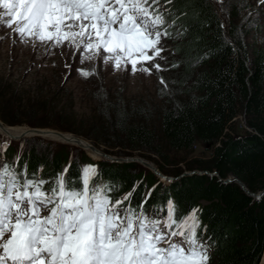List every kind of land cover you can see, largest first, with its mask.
I'll return each instance as SVG.
<instances>
[{"label":"trees","instance_id":"obj_1","mask_svg":"<svg viewBox=\"0 0 264 264\" xmlns=\"http://www.w3.org/2000/svg\"><path fill=\"white\" fill-rule=\"evenodd\" d=\"M242 1L160 0L172 23L170 33L178 26L180 34L161 75L168 83L166 89L160 83L158 101L120 96L105 101L104 111L85 124L56 126L104 144L111 154L140 153L163 172L180 174L181 167L173 166L175 158L192 154L186 167L211 174L191 173L165 184L139 161L106 158L98 161V174L116 186L113 200L136 185L130 202L138 206L147 195L144 208L149 215L154 205L166 208L169 198L178 206V216L200 209L198 236L211 247L212 264H259L264 253V195L258 199L249 193L264 190V40L244 42L235 24ZM252 7L247 3L244 8ZM3 142L8 143L3 151L7 162L19 157L18 170L27 165L29 177L43 166L40 178L54 180L69 165L67 176L78 177L82 163L92 160L76 145L42 137L13 140L0 135ZM198 144L204 150L195 154ZM230 174L249 191L239 181L222 180Z\"/></svg>","mask_w":264,"mask_h":264},{"label":"snow or ice","instance_id":"obj_2","mask_svg":"<svg viewBox=\"0 0 264 264\" xmlns=\"http://www.w3.org/2000/svg\"><path fill=\"white\" fill-rule=\"evenodd\" d=\"M159 5L160 0H0V27L25 44L31 39L84 52L82 64L102 56L117 69L130 62L133 73L151 74L164 70L155 60L163 59L161 37L171 35ZM77 71L87 77L96 69ZM160 83L167 88L163 76ZM7 147L0 145V152ZM18 162L19 157L0 164V264H208L210 246L198 236L200 209L178 216L169 198L166 208L154 205L149 215L146 199L138 206L130 202L136 185L113 200L116 186L102 181L94 165L71 178L69 165L46 180L29 177L27 165L18 170Z\"/></svg>","mask_w":264,"mask_h":264},{"label":"rangeland","instance_id":"obj_3","mask_svg":"<svg viewBox=\"0 0 264 264\" xmlns=\"http://www.w3.org/2000/svg\"><path fill=\"white\" fill-rule=\"evenodd\" d=\"M218 1L220 2V0ZM247 3L253 4L251 10L244 8ZM239 5L235 24L239 26V32L244 42L252 44L255 39L264 40V0H249V2L244 0ZM159 6L165 14L166 25L164 27H167L168 24L172 25L168 14L162 8L161 2ZM223 18L228 25L229 18L225 15ZM14 27L15 22L13 23ZM169 29L167 28V31H170ZM173 29L176 30L173 35L161 37L164 48L161 53L163 59L157 57L155 60L156 63L162 65L164 70L167 68V61L174 54L173 41L180 34V27L176 26ZM39 44L37 45V41L33 43L31 39L29 43L25 44L12 33L11 29L0 27V120L5 126L23 127L26 128L25 130L31 126H38L44 129H58L76 134L71 130L60 129L56 126L68 127L85 124L90 116H96V114L104 111L105 101L120 96L123 100H148V98H152L158 101L160 77L164 70L156 72L153 69L151 74L143 71L133 73L130 62L117 69L113 61L105 63L102 56L82 64L80 58L82 55H86L84 52L67 45L49 48L45 43ZM151 54L149 52V55ZM143 66L148 67L149 64L145 63ZM92 67H95L96 71L87 77L77 71V69L91 71ZM140 67L141 65L138 64L137 68ZM1 116L10 118L12 121H30L33 125L7 123ZM239 122L240 125L245 124L243 114L240 115ZM2 134L8 135L7 132L0 131V135ZM79 136L96 148H104L102 143L97 145L91 139L82 135ZM25 137H42L46 140H53L52 137L36 134ZM25 137H21V139ZM90 145L78 147L94 153L95 151L91 149L93 147ZM203 150V146L198 144L195 154H200ZM192 157L193 155L190 153H182L175 158L178 163L173 164V166L181 167L182 172L180 174L187 175V172L197 170V168L186 167V161ZM152 164L154 168H157L155 163L152 162ZM164 173L172 176L177 175L169 170ZM233 176L230 174L227 177ZM263 195L264 192H260L256 198H262ZM204 202L207 201L204 200ZM210 251L209 248V253ZM263 257L264 253L259 264H263ZM208 264L212 263L208 262Z\"/></svg>","mask_w":264,"mask_h":264},{"label":"water","instance_id":"obj_4","mask_svg":"<svg viewBox=\"0 0 264 264\" xmlns=\"http://www.w3.org/2000/svg\"><path fill=\"white\" fill-rule=\"evenodd\" d=\"M0 125L5 126L2 123L1 120H0ZM29 131L34 132L33 134L41 135V136H46L45 135L46 133H54L55 135H57V137L54 138V139L62 141V142H66V143L76 144V145H79L81 147L90 145L89 142H87L86 144L82 143V140H86L83 137H81L79 135H76V134H73V133H70V132H67V131H62V130H58V129L43 130L41 127H38V126L29 127ZM7 133L12 138H20V137H22L21 135H17V136L15 134L12 135V134H10V132H7ZM68 133H70V135ZM90 146H92V145H90ZM92 147L93 148H91V149H93L94 151L98 152L100 157H106V158H109V159H111L113 161H119V162H123V161H139L140 163H142V164H144L146 166L154 168L152 162L150 160L144 158L143 156H139V155L120 156V155H115V154L108 153L104 149H99V148H96L95 146H92ZM203 172L211 174L210 172H208L205 169H203V170L202 169L191 170V171L187 172V174H190V173H203ZM161 176L166 178V179H168V180H174V179H177V178H179V177H181L183 175L182 174H177V175L171 176V175H166V174L161 173ZM222 180H224V181H239L241 186L245 190L249 191L248 188L240 180H238L234 176L233 177L223 178ZM263 191H259V192L249 191V193L256 197V196L259 195L260 192H263Z\"/></svg>","mask_w":264,"mask_h":264},{"label":"bare ground","instance_id":"obj_5","mask_svg":"<svg viewBox=\"0 0 264 264\" xmlns=\"http://www.w3.org/2000/svg\"><path fill=\"white\" fill-rule=\"evenodd\" d=\"M3 9L1 8V10L0 11H2ZM39 43H41V42H39V41H37V45H40ZM44 44V43H43ZM26 128H23V127H8V126H2V125H0V131H2V132H4V133H6V131L7 132H10V134H12V135H21L22 137L23 136H26V135H30V134H33L34 132H32V131H29V129L28 130H25ZM43 130H53V129H44V128H42ZM46 136H49V137H53V138H56L57 137V135H55L54 133H46L45 134ZM70 135V134H69ZM82 143L83 144H86L87 143V141H85V140H82ZM86 148H88L89 149V147H86ZM89 151V150H88ZM95 153V154H94ZM94 153H92L91 151H89V154L91 155V157L94 159V160H98V157H99V153L98 152H94ZM87 165H94V166H96V164L95 163H93V164H91V163H87ZM86 166V165H85ZM263 264H264V257H263Z\"/></svg>","mask_w":264,"mask_h":264}]
</instances>
